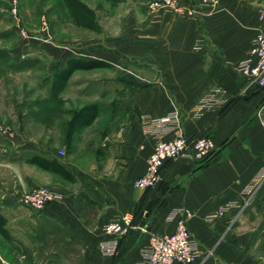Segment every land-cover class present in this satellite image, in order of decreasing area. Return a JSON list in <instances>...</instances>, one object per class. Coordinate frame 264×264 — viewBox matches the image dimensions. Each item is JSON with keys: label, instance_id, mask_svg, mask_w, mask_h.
I'll use <instances>...</instances> for the list:
<instances>
[{"label": "crops", "instance_id": "0c3cea01", "mask_svg": "<svg viewBox=\"0 0 264 264\" xmlns=\"http://www.w3.org/2000/svg\"><path fill=\"white\" fill-rule=\"evenodd\" d=\"M147 1L117 2L124 4L118 24L97 48L98 58L115 69L103 80L122 92L106 113L119 118L95 145L96 160L81 163L35 141L0 161L7 166L0 177V236L10 247L2 246L0 264H136L152 235L175 230L181 208L193 213L187 224L199 249L194 264H264V180L254 185L264 168L258 115L264 87L237 69L262 26L264 0H218L196 18L150 13ZM215 87L226 101L196 110ZM173 113L178 122L165 138L208 135L217 148L203 161L169 160L159 185L137 187L160 129L153 120ZM33 154L56 158L74 179L28 163ZM40 186L57 194L42 209L11 196ZM126 213L135 215L132 228L118 238L115 254L104 253L101 243L114 237L104 225Z\"/></svg>", "mask_w": 264, "mask_h": 264}, {"label": "rangeland", "instance_id": "374dc122", "mask_svg": "<svg viewBox=\"0 0 264 264\" xmlns=\"http://www.w3.org/2000/svg\"><path fill=\"white\" fill-rule=\"evenodd\" d=\"M84 1L95 8L99 30L75 24L64 0H0V161L17 157L20 144L41 141L59 155L87 164L96 160L95 145L117 124L119 116L106 113L115 110L112 98L122 91L103 80L115 69L96 52L107 32L116 28L114 18L124 4ZM68 59L100 60L107 65L75 70L55 95L51 91L55 73ZM87 103L98 104V116L68 142L70 121ZM6 168H0V177ZM19 193H12V198L16 200ZM2 246L10 249L0 236V255Z\"/></svg>", "mask_w": 264, "mask_h": 264}, {"label": "built area", "instance_id": "2783aa9c", "mask_svg": "<svg viewBox=\"0 0 264 264\" xmlns=\"http://www.w3.org/2000/svg\"><path fill=\"white\" fill-rule=\"evenodd\" d=\"M218 0H148L147 7L150 13H157L162 9L169 10L181 17L196 18L199 11L208 8L211 13L217 6ZM263 21L252 46L248 50V56L240 61L237 69L249 80L259 87H264V12L260 13ZM201 44L198 43L197 47ZM226 101L221 87H215L196 110H202L213 104ZM258 115L264 125V104L258 109ZM178 122L176 113L157 118L153 123L160 127L156 133V142L153 151L148 157L145 171L135 180L137 187L147 189L159 185L162 180V169L169 160H176L180 157H191L200 161L206 160L217 148L214 139L208 135H202L193 139L183 134L173 138H165L168 129L175 128ZM169 125L171 128H169ZM174 125V127H173ZM167 127V128H166ZM60 154H64L61 151ZM264 180V168L259 172L254 185H259ZM253 185V186H254ZM252 186V187H253ZM57 197L56 192L48 186H40L28 191H22L17 195L16 200L26 206L42 209ZM226 206L221 207L216 214L222 215ZM176 228L166 235H152L149 240L145 257L136 264H194L199 249L192 237L188 220L193 213L188 208L177 209ZM133 226V216L129 213L118 217L104 225V231L114 235L110 240L101 243V249L106 254H115L118 247V238L129 233Z\"/></svg>", "mask_w": 264, "mask_h": 264}, {"label": "trees", "instance_id": "16d2710c", "mask_svg": "<svg viewBox=\"0 0 264 264\" xmlns=\"http://www.w3.org/2000/svg\"><path fill=\"white\" fill-rule=\"evenodd\" d=\"M112 3H117L121 0H107ZM68 9L69 15L75 24L91 29L99 30L100 26L97 21L96 11L82 0H64ZM107 65L100 60H84V59H68L66 65L58 69L55 73L51 91L57 95L64 89L68 83L70 76L77 69H91ZM263 88V87H262ZM99 113V106L97 103H87L75 111L74 116L70 121V127L67 132V140L73 133L80 132L83 128L91 125L97 118ZM29 162L42 167L45 170L54 172L68 180H73L74 175L56 158H49L41 154H33L29 158ZM135 222V215L133 216V223ZM0 231L4 232V228L0 225Z\"/></svg>", "mask_w": 264, "mask_h": 264}]
</instances>
